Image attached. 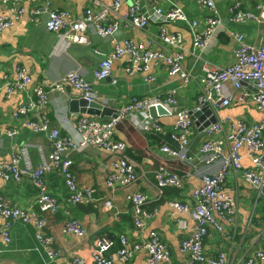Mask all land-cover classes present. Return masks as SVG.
Here are the masks:
<instances>
[{
	"label": "crops",
	"instance_id": "0c3cea01",
	"mask_svg": "<svg viewBox=\"0 0 264 264\" xmlns=\"http://www.w3.org/2000/svg\"><path fill=\"white\" fill-rule=\"evenodd\" d=\"M50 9L66 11L75 20H81L87 8H98L110 5L112 0H48ZM235 1L241 3V10L258 14L264 10V0H215L219 12L220 27L210 37L197 55H186L184 66L195 76L202 74V68L207 66H228L234 63V43L228 36V31H237L244 35L245 42L257 46L262 36L261 27L256 23L233 24L228 21V7ZM38 0H0V17L8 15L12 8L25 11L21 18L11 28L0 32V161L10 162L12 154L22 145H27L28 155L32 167L40 162V157L52 152L51 143L47 135L34 133L26 126L25 119L11 118L13 111L33 96L36 87H42L48 95L47 117L54 128L62 135L77 138L75 128L84 114L69 112V102L78 97L70 86L64 90H52L51 84L58 81L64 74L72 70H79L83 78L92 83L97 102L108 105L109 108L119 109L132 97L165 98L171 94L177 100L178 109L190 110L196 104L198 86L195 80L183 81L179 76H171L163 66L154 62L142 74L128 75L123 71L126 61L120 59L114 62L109 77L96 81L94 70L99 63L111 52L114 42L132 41L145 47L156 48L155 40L158 24H152L145 31H137L127 22L125 14L130 2H125L120 9L110 16V20L117 25L113 35L98 36L94 28L88 27L86 36L88 42L70 44L61 41L60 34L49 32L45 28L46 16H39L35 22L29 20L28 12L39 5ZM164 8L180 7L189 20L198 21V31H202L207 11L200 9L188 0H163ZM176 6V7H177ZM144 12L152 10L150 0H141ZM170 33H178L182 37L186 50L193 45L192 35L188 25L181 22L168 23ZM98 51V52H97ZM21 65L31 75V82L25 90H15L10 95L4 90V76L11 80L16 78V66ZM154 76V80L146 82V76ZM226 88L234 95V101L228 107H222L218 101L210 103L206 111L210 114L191 127L188 138V162L172 161L159 151V147L167 142L170 147L175 143L170 140V131L175 119L168 115L156 118L161 124L163 133H144L134 127L131 120L124 118L114 129L116 140L126 145L125 154L134 164L136 183L131 191H139L147 195L148 202L145 210L151 215L147 228L143 231L134 229L130 205L126 202L125 190H118L111 194L105 186V179L110 169L112 155L102 149L85 147L72 154L71 171L77 186L81 189L94 190L96 201L90 205L66 204L67 191L62 179L53 172L46 177L47 191L53 195L62 206L56 215H47L45 232L53 237L51 248L59 252L57 258L48 264H72V257L82 256L86 264H93L90 253L101 250L102 240L108 238L111 242L104 251L106 256H113L120 249L119 236L126 234L131 241H141L149 229L160 235L163 243L170 251L176 264H189V257L180 249L182 240L187 238L193 227V221L185 214L178 213L169 202L180 201L192 203L191 192L201 185V176L214 174L220 163L206 164L204 155L199 153L201 144L209 136L203 128V123L210 117L219 123H225L227 129L236 120H244L248 124L258 122L264 117V110L255 107L251 95L255 87L251 83H243L235 90L231 83ZM95 117V116H93ZM98 118L107 120L108 118ZM25 120V121H24ZM11 129L16 134L10 135ZM242 167L251 169L252 163L249 152L240 149ZM164 165L169 171H174L184 179L182 189L165 188L159 191L153 176L154 170ZM225 193L235 197L237 215L233 223L221 221L225 231L218 233L213 229L204 238L206 255L218 257L224 254L227 264H244L245 258L254 249L264 244V191L257 195L245 183L239 174H229L224 187ZM0 195L9 200L10 204L23 209H36L37 191L29 176H24L18 183L5 182L0 179ZM111 198L112 209L105 210L101 203ZM66 213L69 215L66 216ZM68 217L78 220L86 230L84 237L78 238L63 233V226ZM185 223V228L178 226V221ZM3 220L0 217V226ZM0 264H47L44 249L38 246L34 234V227L29 224L16 223L11 231V242L6 245L0 242ZM114 264H147L144 253H137L128 262ZM201 264V263H193Z\"/></svg>",
	"mask_w": 264,
	"mask_h": 264
},
{
	"label": "built area",
	"instance_id": "2783aa9c",
	"mask_svg": "<svg viewBox=\"0 0 264 264\" xmlns=\"http://www.w3.org/2000/svg\"><path fill=\"white\" fill-rule=\"evenodd\" d=\"M130 2L125 14L130 21L131 27L137 31H145L152 24H158L156 34V48L145 47L143 44L132 41H124L121 44L114 42L111 52L101 61L94 70L96 80H104L110 75L113 62L122 57H128L123 71L128 75L145 73L150 62L156 65L163 64L171 76L179 75L183 81L195 80L198 86V95L193 110H200L215 100L219 105L228 106L234 95L226 88L227 83L240 89L243 83H251L255 91L251 95L255 107L264 109V10L258 14L244 12L241 3L235 1L228 8V21L233 24L256 23L262 28V36L257 46L247 44L242 33L228 31V36L234 43V63L228 66H212L208 63L202 68V74L195 76L191 70L184 66L186 55L199 57L197 50H202L210 37L220 27V18L216 9L215 0H189L195 2L202 10L207 11L204 18L205 28L198 32V21H191L186 13L176 6L164 8L157 0H150L152 10L149 14L141 8V0H112L110 5H102L98 8H87L81 20L72 19L66 11L50 9L48 0H42L35 9L29 13V19L34 21L37 16L47 17L45 28L47 31L60 34L61 41L65 43L86 44L88 42L86 30L93 27L96 34L101 37L110 36L116 29V23L110 20V16L116 13L121 5ZM23 15L22 9L12 8L8 15L0 17V32L11 27ZM181 22L188 25L192 35L193 45L186 50L182 37L168 31L166 24ZM98 52V51H97ZM16 78L8 80L4 84V90L10 95L15 90H25V86L31 82V77L24 68H16ZM146 82L154 80L152 76L144 78ZM55 90L62 91L65 86H70L75 95L87 102L95 101V93L92 84L83 80L78 71L64 74L58 81L50 85ZM49 99L42 87H36L33 96L25 103L20 104L12 113L14 120L24 118L27 127L34 133L47 135L52 152L42 155L40 162L32 167L27 145H22L11 156L9 163L0 161V178L4 181L19 182L22 177L29 176L37 190L35 205L39 213L55 215L62 206L57 199L46 189V177L55 172L63 179L67 191L66 204L90 205L94 204V190L91 188L81 189L77 186L76 178L71 171L73 152L92 146L104 150L113 156L110 161V169L105 179V186L113 194L118 190H125V200L130 205L131 220L134 229L143 231L147 228L148 219L151 215L145 210L148 202L147 195L139 191H131L137 177L132 161L124 154L125 144L115 141L114 129L118 122L124 118L131 120L134 127L143 132L163 133L164 129L159 122L152 119L148 113L149 108L162 106L174 114L176 120L170 131V139L175 147L167 144L160 146V153L167 159L179 162H188V134L194 124L192 115L188 110L178 109L177 100L169 95L166 99H151L149 97H132L126 105L116 109L115 117L107 120H93L89 117H81L75 128L77 138L60 135V131L50 126L51 121L47 117V105ZM103 105V104H102ZM106 106V105H105ZM192 124V125H191ZM209 138L204 141L199 153L204 155L206 164L216 161L220 163L218 171L214 174L201 176V185L190 194L192 203L171 201L169 205L178 213L187 215L193 221V227L187 238L181 244L180 249L189 257V264H227V257L220 254L218 257H210L204 251V238L210 229L218 233L225 231L221 221L233 223L237 215V202L235 197L225 193L223 184L229 174H239L241 179L250 188L260 195L264 191V117L254 123L248 124L244 120H236L229 125L215 122L205 129ZM12 136L16 130L10 131ZM245 148L249 152L252 163L251 169L242 167L240 149ZM22 164V167L20 165ZM156 187L161 191L164 187L180 189L183 179L176 173L169 171L164 165H159L153 172ZM102 207L109 211L112 209L111 198L104 199ZM37 211L10 207L7 200L0 196V217L3 224L0 226V241L8 245L11 242L9 228L16 221L29 224L34 227L35 238L44 249L45 256L51 263L56 259L59 252L51 248L52 237L47 235L45 228L47 218L42 217ZM69 214L66 213V216ZM180 228H185L182 220L178 221ZM63 233L74 237H84L86 230L83 225L70 217L63 226ZM147 237L141 241H131L125 234L119 236L121 247L113 256H106V251L111 242L108 238L102 240L101 250H93L90 260L93 264H114L128 262L133 255L144 253L147 264H176L163 243L160 235L155 230L149 229ZM72 264H86V259L75 255ZM244 264H264V247L257 250L252 256L244 261Z\"/></svg>",
	"mask_w": 264,
	"mask_h": 264
},
{
	"label": "water",
	"instance_id": "95a60500",
	"mask_svg": "<svg viewBox=\"0 0 264 264\" xmlns=\"http://www.w3.org/2000/svg\"><path fill=\"white\" fill-rule=\"evenodd\" d=\"M161 107L160 105L153 108H149L148 113L152 118L168 116L167 110ZM207 108H204L201 112L193 113L192 119L196 125H198L205 116L210 114V111H206ZM69 112L74 114H84L86 116H95L99 118H110L115 117L116 109L108 108L105 105L91 102L87 103L82 99H73L69 102ZM169 114V113H168ZM216 120L214 117H210L207 121L203 123V128L206 129L211 124L215 123Z\"/></svg>",
	"mask_w": 264,
	"mask_h": 264
},
{
	"label": "bare ground",
	"instance_id": "6f19581e",
	"mask_svg": "<svg viewBox=\"0 0 264 264\" xmlns=\"http://www.w3.org/2000/svg\"><path fill=\"white\" fill-rule=\"evenodd\" d=\"M39 2H40V4H41V2H42V0H38ZM161 1H163V0H157L156 2L158 3V4H160V2ZM189 1V0H188ZM190 3H194V4H196L195 2H191V1H189ZM197 5V4H196ZM198 6V5H197ZM231 6V5H230ZM229 6V7H230ZM228 7V8H229ZM33 9H35V7L34 8H32L31 10H33ZM216 9H217V6H216ZM30 10V11H31ZM24 13H25V11L24 10H22ZM30 11L28 12V16H29V13H30ZM217 11H218V9H217ZM86 12V11H85ZM146 13H148L149 14V11L148 12H146ZM218 14H219V12H218ZM84 15H85V13H84ZM41 16H44V15H41ZM39 16H37V18H38ZM84 17V16H83ZM30 18V17H29ZM73 19V18H72ZM30 20V19H29ZM127 20V19H126ZM31 21V20H30ZM36 20H34V21H31V22H35ZM127 22L130 24V21L129 20H127ZM131 25V24H130ZM9 28H11V27H9ZM166 28H167V25H166ZM6 29H8V28H6ZM6 29H4V30H2V31H5ZM204 30V29H203ZM202 30V31H203ZM1 31V32H2ZM202 31H198V32H202ZM50 32V31H49ZM115 32V31H114ZM114 32L111 34V35H113L114 34ZM54 33V32H53ZM174 34V33H173ZM175 34H178V33H175ZM152 43H154V42H152ZM70 44H75V43H70ZM119 44H121V42L119 43ZM82 45H84V44H82ZM121 59H124V61H128V57H122ZM116 62V61H115ZM125 62V63H126ZM101 63V62H100ZM99 63V64H100ZM113 64H114V62H113ZM113 64H112V66H113ZM152 64V62H150L149 64H148V66H150ZM99 66V65H98ZM112 66H111V68H112ZM124 66H125V64H124ZM17 67H21V68H24V67H22L21 65H18V66H16V68ZM16 68H15V70H16ZM25 69V68H24ZM26 70V69H25ZM72 71H78V73H79V75H80V77L83 79V80H85V81H87L85 78H83V76L81 75V73L79 72V70H72ZM27 72V71H26ZM69 72H71V71H69ZM69 72H67V73H69ZM110 72H111V70H110ZM28 73V72H27ZM28 75H29V77H31V75L28 73ZM132 76V75H131ZM152 77H154L153 75H151ZM175 76H179V75H175ZM93 77H94V74H93ZM109 77V76H108ZM94 79H95V77H94ZM8 80V78H6L5 76H4V84H5V82ZM96 81H100V80H96ZM189 81V80H188ZM88 83H90V84H92L91 82H89V81H87ZM29 84H30V82H29ZM29 84H27L26 86H25V89H26V87L29 85ZM40 87V86H39ZM52 88V90H54V88L53 87H51ZM44 90V89H43ZM34 91V90H33ZM45 91V90H44ZM74 92V91H73ZM45 93L47 94V92L45 91ZM95 95V94H94ZM170 95V94H169ZM78 97V96H77ZM155 98H157V97H155ZM173 98H175L174 96H173ZM78 99H81L80 97H78ZM151 99H154V97H152ZM83 100V99H82ZM252 100V99H251ZM85 101V100H84ZM234 101V100H233ZM232 101V102H233ZM87 102V101H86ZM95 103H99V104H101L100 102H97V100H96V97H95V101H94ZM231 102V103H232ZM252 102H253V100H252ZM87 103H90V102H87ZM230 103V104H231ZM229 104V105H230ZM253 104H254V102H253ZM126 105V104H125ZM228 105V106H229ZM255 105V104H254ZM228 106H224V107H228ZM106 107H108V105H106ZM157 107V106H156ZM162 107V106H161ZM208 106H204V107H202L200 110H193V108L192 109H190V110H188L189 111V113L191 114V115H193V113H196V112H201L204 108H207ZM109 108V107H108ZM153 108H155V107H153ZM164 108V107H163ZM257 108V107H256ZM165 109V108H164ZM260 110H264V109H260ZM166 111V110H165ZM167 112V115H170V116H172L175 120H176V118H175V116H174V114H170L169 113V111L167 110L166 111ZM169 113V114H168ZM92 117V119L93 120H99L98 118H95V117H93V116H91ZM152 118V117H151ZM158 118V117H157ZM21 119V118H20ZM152 119H154V120H156L157 121V119L156 118H152ZM240 120V119H239ZM25 121V120H24ZM158 122V121H157ZM25 123H26V125H27V122L25 121ZM174 123H175V121H174ZM192 125V124H191ZM50 126L52 127V128H54L53 126H52V124L50 123ZM192 126H194V125H192ZM54 129H56V128H54ZM143 132V131H142ZM144 133H146V132H144ZM60 135H62V134H60ZM62 136H66V135H62ZM115 141H120V140H116L115 139V137L113 138ZM120 142H122V141H120ZM90 147H92V146H90ZM125 147H126V145H125ZM95 148V147H94ZM159 150H160V147H159ZM53 151V150H52ZM160 152V151H159ZM74 153V152H73ZM72 153V154H73ZM181 177V176H180ZM182 178V177H181ZM62 179V178H61ZM183 179V178H182ZM62 181H63V179H62ZM183 182H184V179H183ZM63 183H64V181H63ZM184 184V183H183ZM65 186V185H64ZM165 188H170V187H164V188H162L161 190H163V189H165ZM183 188V186L180 188V189H182ZM46 189H47V185H46ZM158 189V188H157ZM1 196V195H0ZM95 198V197H94ZM47 224H48V222H47ZM65 225V224H64ZM126 235V234H125ZM147 237V236H146ZM145 237V238H146ZM204 246V245H203ZM204 251H205V248H204Z\"/></svg>",
	"mask_w": 264,
	"mask_h": 264
},
{
	"label": "trees",
	"instance_id": "16d2710c",
	"mask_svg": "<svg viewBox=\"0 0 264 264\" xmlns=\"http://www.w3.org/2000/svg\"><path fill=\"white\" fill-rule=\"evenodd\" d=\"M6 16V15H5ZM159 66H163L165 69H166V71L168 72V70H167V68H166V66H164L163 64H158ZM171 95V94H170ZM169 95H167V97H168ZM173 96V95H172ZM166 96H165V98H158V99H160L161 101L162 100H164V99H166L167 98ZM149 98H152V97H149ZM12 118V117H11ZM10 131H14V129H11ZM171 140V139H170ZM172 141V140H171ZM188 142H189V140H188ZM174 143V142H173ZM163 144H167V145H169L167 142H164ZM162 144V145H163ZM161 145V146H162ZM170 146V145H169ZM125 154V153H124ZM126 155V154H125ZM11 161V160H10ZM2 162V161H1ZM4 163H7V162H4ZM9 163V162H8ZM20 167H22V164L20 165ZM171 172H174V171H171ZM174 173H176V172H174ZM176 174H178V173H176ZM74 175V174H73ZM179 175V174H178ZM181 176V175H180ZM227 178V177H226ZM1 179V178H0ZM61 179V178H60ZM1 180H3V179H1ZM4 181V180H3ZM225 181H226V179H225ZM5 182H14V183H18V182H15V181H13V180H11V181H5ZM46 184H47V181H46ZM224 184H225V182H224ZM224 184H223V187H224ZM36 189V188H35ZM224 190V189H223ZM37 191V190H36ZM49 192V191H48ZM1 197H3L2 195H1ZM5 200H7L8 201V203H9V205H10V207H14V208H19V209H22V208H20V207H15V206H12L11 204H10V202H9V200L8 199H6L5 197H3ZM36 201V200H35ZM174 201H176V200H174ZM36 204V203H35ZM35 207H36V209H31V208H29L30 210H33V211H37L38 213H39V209H38V207L35 205ZM42 217H44V218H47L48 216L46 215V214H43V213H39ZM56 215V214H55ZM131 215V214H130ZM71 219H73L72 217H70ZM73 220H76V219H73ZM78 221V220H77ZM48 222V221H47ZM16 223H21V221L19 220V221H16V222H13L12 224H11V227L9 228V233H10V236H11V231H12V228H13V226H14V224H16ZM47 227V226H46ZM34 234H35V232H34ZM48 235V234H47ZM50 236V235H49ZM52 237V236H51ZM52 239H53V237H52ZM120 240V239H119ZM183 241V240H182ZM0 242H2V241H0ZM3 243V242H2ZM121 244V243H120ZM38 246H39V244H38ZM264 247V244L263 245H261L260 247H258L257 249H254V251L250 254V255H248L246 258H245V260L247 259V258H249L250 256H252L257 250H259V249H262ZM168 249V248H167ZM54 252H57L58 253V251L57 250H55V249H52ZM169 251V250H168ZM169 253H170V251H169ZM171 255V254H170ZM57 258V257H56ZM172 258V257H171ZM45 260H48V258H47V256H45ZM244 260V261H245ZM175 262V261H174Z\"/></svg>",
	"mask_w": 264,
	"mask_h": 264
},
{
	"label": "rangeland",
	"instance_id": "374dc122",
	"mask_svg": "<svg viewBox=\"0 0 264 264\" xmlns=\"http://www.w3.org/2000/svg\"><path fill=\"white\" fill-rule=\"evenodd\" d=\"M261 32H262V28H261ZM23 209V208H22Z\"/></svg>",
	"mask_w": 264,
	"mask_h": 264
},
{
	"label": "clouds",
	"instance_id": "9594fccd",
	"mask_svg": "<svg viewBox=\"0 0 264 264\" xmlns=\"http://www.w3.org/2000/svg\"><path fill=\"white\" fill-rule=\"evenodd\" d=\"M217 122V121H216Z\"/></svg>",
	"mask_w": 264,
	"mask_h": 264
}]
</instances>
